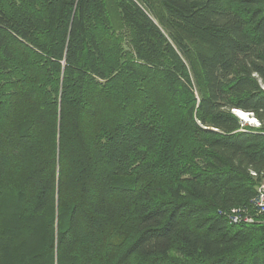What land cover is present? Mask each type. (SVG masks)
<instances>
[{"label":"trees","instance_id":"obj_1","mask_svg":"<svg viewBox=\"0 0 264 264\" xmlns=\"http://www.w3.org/2000/svg\"><path fill=\"white\" fill-rule=\"evenodd\" d=\"M263 180L264 0H0V264H264Z\"/></svg>","mask_w":264,"mask_h":264},{"label":"built area","instance_id":"obj_2","mask_svg":"<svg viewBox=\"0 0 264 264\" xmlns=\"http://www.w3.org/2000/svg\"><path fill=\"white\" fill-rule=\"evenodd\" d=\"M229 210L227 216L231 223H252L264 220V180L259 183L255 195L246 205L236 206Z\"/></svg>","mask_w":264,"mask_h":264},{"label":"bare ground","instance_id":"obj_3","mask_svg":"<svg viewBox=\"0 0 264 264\" xmlns=\"http://www.w3.org/2000/svg\"><path fill=\"white\" fill-rule=\"evenodd\" d=\"M235 111L241 112V113H243V114L245 115V118L248 119V120H246L245 122H248L249 120H251V121H252V120H253V121L255 120L253 117H251V115H249V113H246V112H243L242 110H237V109H235ZM243 114H242V115H243Z\"/></svg>","mask_w":264,"mask_h":264},{"label":"water","instance_id":"obj_4","mask_svg":"<svg viewBox=\"0 0 264 264\" xmlns=\"http://www.w3.org/2000/svg\"><path fill=\"white\" fill-rule=\"evenodd\" d=\"M241 120H242V121H244V120H245V115H244V118H242Z\"/></svg>","mask_w":264,"mask_h":264},{"label":"rangeland","instance_id":"obj_5","mask_svg":"<svg viewBox=\"0 0 264 264\" xmlns=\"http://www.w3.org/2000/svg\"><path fill=\"white\" fill-rule=\"evenodd\" d=\"M235 111V110H234ZM250 115V114H249ZM253 126H257V125H253Z\"/></svg>","mask_w":264,"mask_h":264}]
</instances>
